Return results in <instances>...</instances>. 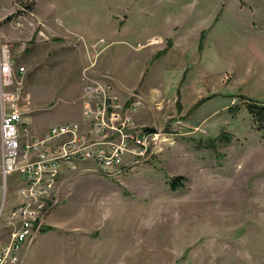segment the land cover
I'll return each instance as SVG.
<instances>
[{"label":"rangeland","instance_id":"374dc122","mask_svg":"<svg viewBox=\"0 0 264 264\" xmlns=\"http://www.w3.org/2000/svg\"><path fill=\"white\" fill-rule=\"evenodd\" d=\"M4 43L26 68L34 138L64 123L85 144L164 134L147 139L152 161L116 177L64 164L59 204L18 247L27 187L19 169L3 176L0 152V252L13 248V264H264V133L246 107L264 102V0H0ZM100 84L106 99L87 95Z\"/></svg>","mask_w":264,"mask_h":264},{"label":"built area","instance_id":"2783aa9c","mask_svg":"<svg viewBox=\"0 0 264 264\" xmlns=\"http://www.w3.org/2000/svg\"><path fill=\"white\" fill-rule=\"evenodd\" d=\"M19 73H26V68L23 65L15 68L10 45L1 44L0 152L3 157L2 174L4 176L19 169L21 172L19 184L27 187L26 197H22L24 200L18 204L17 210H14V214L20 220L15 234V239L18 241L17 247L28 239L33 240L42 232L45 225L40 219L41 213H51L59 204L58 199L55 200V198L60 195L63 187L62 166L64 164L72 165L78 161L93 162L97 165L95 168L99 173L108 177H116L129 168L154 159L157 149H154L151 143L147 145L149 136L154 134L155 138H164L163 132L150 133L146 128L136 127L130 131L124 129L126 131L122 132L121 139L117 140L122 141L121 143L97 139V141L85 144L82 139L78 138V126L69 123L54 125L47 137L34 138L31 133L29 134V128L32 127L29 126L26 118L27 110L24 106V101L28 98L23 92L22 84H19ZM109 77H111L110 74ZM109 89L110 86L100 84L94 88L89 86L86 91L88 96L100 94L105 98L104 93ZM89 105L85 103V109H90ZM94 126H96L95 130L103 133L105 130L101 127L105 128L107 123L105 120L99 122L98 118ZM66 136L67 139L55 140ZM132 147L138 149L135 150ZM32 152L36 154V159L33 161L29 160ZM24 161H26L25 164H23ZM56 185H58V191L50 196L49 192ZM42 193L46 195L34 199L27 196L31 194L37 197ZM17 260L18 256L13 248L0 252V264H13Z\"/></svg>","mask_w":264,"mask_h":264},{"label":"trees","instance_id":"16d2710c","mask_svg":"<svg viewBox=\"0 0 264 264\" xmlns=\"http://www.w3.org/2000/svg\"><path fill=\"white\" fill-rule=\"evenodd\" d=\"M170 43V42H168ZM167 47L162 50L161 52L162 53H165L167 51ZM178 106L181 108L180 106V102H178ZM246 107L249 111V113L252 115L253 117V120L255 121V123H257V126L260 130L263 131L264 133V102H261V101H254V100H251L249 98H247V104H246ZM180 178L177 177V178H174L172 180V187L173 189H176L177 186H178V180Z\"/></svg>","mask_w":264,"mask_h":264},{"label":"crops","instance_id":"0c3cea01","mask_svg":"<svg viewBox=\"0 0 264 264\" xmlns=\"http://www.w3.org/2000/svg\"><path fill=\"white\" fill-rule=\"evenodd\" d=\"M54 212H55V211H54ZM54 212H53V213H54Z\"/></svg>","mask_w":264,"mask_h":264}]
</instances>
